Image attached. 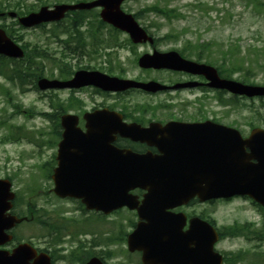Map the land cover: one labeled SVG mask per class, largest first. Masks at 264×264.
Segmentation results:
<instances>
[{
	"label": "rangeland",
	"instance_id": "rangeland-1",
	"mask_svg": "<svg viewBox=\"0 0 264 264\" xmlns=\"http://www.w3.org/2000/svg\"><path fill=\"white\" fill-rule=\"evenodd\" d=\"M77 0H0V8L8 4L9 10L19 11L24 3L28 10L42 5L75 2ZM122 9L135 14L139 23L155 37L153 46L133 44L128 36L101 21L99 44L98 9L85 13L84 24L79 27L77 39L82 44L85 36L88 46L76 50L71 56L61 30L69 26V19L58 25L48 23L31 29H22L10 17L0 18V25L19 38L26 50H38L30 69L47 78L66 76L71 68L99 65L101 70L122 78L147 80L151 77L165 78L163 71L151 73L137 64V59L154 47L158 51L177 50L184 56L221 64L225 68L239 67L231 78H249L254 84L264 85V0H125ZM167 14V15H165ZM89 30L88 38L86 37ZM57 33L58 35H55ZM37 47V48H34ZM90 58V59H89ZM16 66L25 69L28 63L16 61ZM223 68V69H225ZM23 74L30 71H23ZM33 79V78H32ZM28 76L20 83L9 81L0 75V178H9L16 193L13 211L18 215L34 216L14 228V236H100L101 257L107 264H140L139 254L127 250L126 234L131 231L135 214L126 209L87 218L84 228H79L82 216L78 201L57 198L51 188L52 157L56 152L58 122L56 114L71 107L94 104L114 106L129 118L159 120L169 113L165 107L173 104V110H184L185 120L210 119L237 128L246 136L253 127H262L264 98L238 97L234 106L220 103L218 94L201 98L200 91L183 92L180 95L145 93L131 89L122 93H101L83 89L71 94L69 90L39 91L32 87ZM10 89L5 94L4 89ZM23 88V91L21 90ZM223 98L231 95L224 93ZM203 99L197 102V98ZM184 100L191 102L188 108L181 107ZM201 103V104H200ZM17 106L21 110L18 111ZM199 108V110H196ZM263 108V109H262ZM32 110L36 114L30 113ZM259 110V114L257 113ZM189 214H203L214 220L219 230L229 232L237 229L249 233L244 226L227 228L233 224L251 223L257 227L263 213L247 198L234 197L226 201L196 203L184 208ZM67 217L75 218L73 223ZM43 223H42V222ZM92 230L95 234L92 233ZM113 236V237H110ZM216 249L228 258L226 264H264V239L256 236H225ZM238 259H233L237 253ZM253 261V262H252Z\"/></svg>",
	"mask_w": 264,
	"mask_h": 264
},
{
	"label": "water",
	"instance_id": "water-1",
	"mask_svg": "<svg viewBox=\"0 0 264 264\" xmlns=\"http://www.w3.org/2000/svg\"><path fill=\"white\" fill-rule=\"evenodd\" d=\"M123 0H92L74 4L42 6L19 18L21 25L31 27L64 17L69 10L101 6V19L127 32L132 41L153 43L152 37L120 5ZM15 16L14 12L8 13ZM0 54L19 58L22 49L0 28ZM141 67H168L203 74L210 87L252 97H264V86L222 78L215 67L182 57L177 51L143 54ZM95 85L103 90L122 91L141 88L155 92L166 88L155 81L138 82L108 76L98 71L78 70L66 81L41 78L37 85L47 88H77ZM86 131L75 127V119L64 115V128L58 146V164L52 175L54 192L60 197L81 199L87 209L103 213L127 207L137 209L139 222L128 236L130 251L142 252L143 264H222V257L213 250L218 239L216 230L199 218L190 220L182 231L184 214L166 209L187 203L197 197L212 198L248 196L264 208V129L253 128L243 137L236 128L211 120L202 122L150 123L142 127L125 123L121 115L107 110L85 114ZM155 147L143 153L112 144L115 135ZM11 183L0 179V236L25 218L9 211L14 193ZM140 188L146 192L142 200L130 193ZM29 244H20L10 257H1V264H29ZM38 264V263H37ZM87 264H102L93 258Z\"/></svg>",
	"mask_w": 264,
	"mask_h": 264
},
{
	"label": "flooded vegetation",
	"instance_id": "flooded-vegetation-1",
	"mask_svg": "<svg viewBox=\"0 0 264 264\" xmlns=\"http://www.w3.org/2000/svg\"><path fill=\"white\" fill-rule=\"evenodd\" d=\"M99 11H101V7L99 8ZM100 22V28H99V35H100V43H101V18H99ZM90 59V58H89ZM99 65L94 66H87L81 67L82 69H97L101 71V57L98 58ZM79 68V69H81ZM145 71L156 73V71H163L167 73L168 75L165 78H154L151 77L147 80H156L160 81L163 84H166L168 86L167 89L163 91H159L156 93H167V94H176L180 95L183 92H192V91H200L201 98H207L209 97L210 93L212 92L213 96L216 95L217 90L214 88H211L208 86V81L205 78L204 75L198 74V73H192L188 71L183 70H173V69H146ZM75 72V69H74ZM74 72L70 75L73 76ZM68 77V78H70ZM89 88L92 91L99 90L98 93L95 95H98L101 97V90L95 89L91 86L89 87H82L79 90H83ZM78 91V90H77ZM200 97L197 98V102L202 101ZM201 104V103H200ZM189 106H192L191 102L184 100V103L181 107L188 108ZM173 104H169L165 107L169 113L166 115L165 118L159 119L156 121H160L162 125L167 123L168 121H201V120H185L183 117V114L185 113L184 110H173ZM109 110V111H117L123 115V119L125 121H132L136 120L135 122L138 124H141L144 127H148L150 121L152 120H145L142 118L141 120L138 118H129L126 114H124L121 110L116 109L114 106L111 105H105L101 104V102L94 104L91 106V108L87 109L85 105L71 107L69 109H66L64 111H61L59 114H56V121L58 122V136L59 139H61L62 135V127H61V118L64 114L69 113L74 116L75 119V125L77 128L81 130H85V119L84 115L86 113H92L93 111H101V110ZM196 110H199V108H196ZM155 120V119H154ZM57 141V143H58ZM56 143V148H57ZM114 145L117 146H124V147H131L133 150L138 152H145L150 150L153 153L157 152V149L152 146H148L144 142L140 141H131L126 138H121L118 135H116L114 141ZM59 166L58 159H57V153L52 157V166H51V174L55 172V169ZM133 193L139 195L141 197L142 191L141 190H135ZM67 200L72 201H78L81 205V213L82 216L79 221V228L83 231H85L86 234H89V229H85L84 221L87 218H101V212H97L94 210H87L85 207L81 204L79 200L66 198ZM182 207H179L175 209V211H180ZM135 212V211H134ZM195 215V214H192ZM189 213H187V217H191ZM200 215V214H199ZM135 216L136 212H135ZM34 217H31L27 221L33 220ZM69 223H73L76 221L75 218L67 217L65 219ZM264 221V220H262ZM42 222V221H41ZM43 223V222H42ZM258 235L257 236H264V225L261 222L259 226L257 227ZM69 236H0V253H2L1 257H10L15 250L17 246H19L22 242H28L30 247L33 250H30V256L28 258L29 264H86L90 261L92 258H98L100 261H102L104 264H107L106 261L101 257V238L100 236H75L72 235V232H69ZM252 236H255L254 233H252ZM113 237V236H112ZM139 254V253H138ZM0 264H1V258H0Z\"/></svg>",
	"mask_w": 264,
	"mask_h": 264
},
{
	"label": "trees",
	"instance_id": "trees-1",
	"mask_svg": "<svg viewBox=\"0 0 264 264\" xmlns=\"http://www.w3.org/2000/svg\"><path fill=\"white\" fill-rule=\"evenodd\" d=\"M21 5V4H20ZM20 5H19V8H20ZM27 10H25L24 13H26ZM22 13V11H20L19 14H24ZM167 15V14H165ZM75 22L73 21L72 23H70V27H73V28H76V26L80 23L79 19L75 18L74 19ZM7 32L9 33L10 36H12L16 41L19 40V38H16L12 33L11 31H8ZM57 34V33H55ZM23 48H26L27 46L25 44L22 45ZM34 48H37V47H34ZM264 50V45L262 46L261 48V51ZM38 53V50H32V51H27L26 54H25V57L22 59V60H19V61H22L23 63H28L29 66L26 67L25 69H21L19 67L16 66V61L15 60H9V59H6L5 57L3 56H0V75L4 76L5 78H7L9 81H15V79H17L18 81H20V83H22L25 79L26 76H28L30 79H32V81H35V79L41 75V73H39L37 70L34 71L32 69H30V64L32 62V59L34 57H36V54ZM200 57V56H198ZM210 62V61H209ZM212 63V62H211ZM218 71H219V74L224 76V77H228V78H231V75L233 72L237 71V70H241V68L239 67H234V66H231L229 68H225L224 66H221V64L219 65L218 63L215 64ZM225 68V69H223ZM30 71L29 73H26V74H23L24 72L23 71ZM243 82L245 83H252L250 81L249 78H243L242 79ZM34 84V83H33ZM21 90L23 91V88H21ZM4 91L6 92L5 94H9V91L10 89H4ZM223 92H219L218 93V99L220 101V103L222 104H230L232 106L235 105V103L238 101V97L235 96V95H231L228 99H225L223 98ZM18 108V111L21 110L19 108V106H17ZM263 109V108H262ZM264 110V109H263ZM35 112L34 110H32L30 113H33ZM257 113L259 114V110H257ZM263 124H264V117H263ZM260 211L261 213H263V218H264V210L260 207Z\"/></svg>",
	"mask_w": 264,
	"mask_h": 264
}]
</instances>
